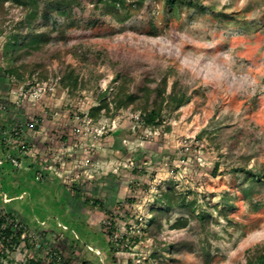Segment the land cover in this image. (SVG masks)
<instances>
[{"label": "rangeland", "instance_id": "obj_1", "mask_svg": "<svg viewBox=\"0 0 264 264\" xmlns=\"http://www.w3.org/2000/svg\"><path fill=\"white\" fill-rule=\"evenodd\" d=\"M0 218V264H253L264 0H0Z\"/></svg>", "mask_w": 264, "mask_h": 264}, {"label": "trees", "instance_id": "obj_2", "mask_svg": "<svg viewBox=\"0 0 264 264\" xmlns=\"http://www.w3.org/2000/svg\"><path fill=\"white\" fill-rule=\"evenodd\" d=\"M13 1L16 2L17 4H19L21 0H13ZM101 1H103V0H101ZM108 1H110V3H112L114 5L116 4V5L122 6V7L125 4V0H105V4H107ZM60 13L62 15L65 14L64 11H61ZM28 43H29L28 47L30 46L31 48H34L35 45L38 44V37L31 38ZM168 98H169L170 102L176 104L177 107L182 106L185 103V101H186L183 95H177V94H174V93L172 95H169ZM132 99H133L132 96H127L124 99H122L121 103H119L118 105L123 106V105L129 104L132 101ZM101 109H102V107L100 105L92 108L91 111H90L91 112L90 118L91 119H96L97 118L96 113L99 110H101ZM159 113L160 112L158 110H156V109H152L149 112H146L144 114L143 123L146 124V125H154L155 120L158 119V117H159ZM94 203H96V202H94ZM4 222H5L4 219L0 218V228H1V230H0V239H1L0 242H2V240L4 241L8 237H12V231H14V230L11 229V227L2 228V225H3ZM19 233H20V231L17 232L16 235H19ZM16 237H18V236H13L12 237V243H14V244L17 243V241H16L17 238ZM27 264H38V263L30 260ZM84 264H88V263L84 262ZM253 264H264V254L259 256L255 260V262Z\"/></svg>", "mask_w": 264, "mask_h": 264}]
</instances>
